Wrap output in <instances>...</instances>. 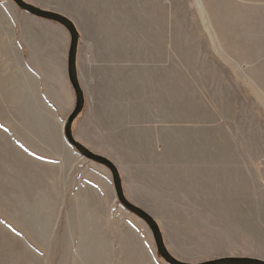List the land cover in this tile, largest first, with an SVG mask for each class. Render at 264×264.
I'll return each instance as SVG.
<instances>
[{
    "label": "rangeland",
    "instance_id": "1",
    "mask_svg": "<svg viewBox=\"0 0 264 264\" xmlns=\"http://www.w3.org/2000/svg\"><path fill=\"white\" fill-rule=\"evenodd\" d=\"M3 1L14 24L0 9V264H168L148 225L118 201L110 170L65 139L76 106L57 65L68 31ZM25 1L72 19L79 47L96 37L112 81L87 92L74 136L117 166L127 198L157 220L171 254L189 263L264 260V77L231 63L257 50L253 8ZM35 63L56 110L39 98L27 71ZM24 73L20 94L3 90L2 74L12 83Z\"/></svg>",
    "mask_w": 264,
    "mask_h": 264
},
{
    "label": "crops",
    "instance_id": "2",
    "mask_svg": "<svg viewBox=\"0 0 264 264\" xmlns=\"http://www.w3.org/2000/svg\"><path fill=\"white\" fill-rule=\"evenodd\" d=\"M238 2L242 3V10L244 8V5H247V7H252L253 11H255L256 14V22L259 25V33H258V42H257V50L255 52H248V53H242V58H240L238 61L235 60L234 58H231V63L233 64H238V65H242V72L248 77V75L246 74L247 70H250L252 68H256L259 72V75H262L264 77V0H238ZM7 3L3 0H0V9L3 11V13L5 14L6 17H8L9 19H11L10 21L14 24V19L12 18V13L7 9L6 5ZM2 15V13L0 12V16ZM69 18V17H68ZM3 20L6 21L5 17H2ZM70 19V18H69ZM72 20V19H71ZM2 24V22H0V25ZM64 33V37L67 40V45L66 42L64 41L63 43V50L61 51V56H60V61L55 62L58 66H60L61 68V72H62V76H63V84L64 87L67 90V102L68 107H73L74 106V102L76 103V95H75V91L70 83L69 80V76H68V56H69V49H70V37H68L66 31H63ZM3 35L4 32L1 33L0 30V41L2 42L3 40ZM96 37H90L89 41L84 45V47L82 48V46L79 47V52H78V59H77V68H78V77H79V82L81 85V88L84 91L85 94V100H86V104L88 102V96H90L91 94L95 93V87L97 88V91L101 90L103 88V86H105L107 84V82H111L112 80L110 79L111 75H109L108 72L104 71V68L106 67V65H103V63L100 61L101 56L98 50V44H97V40L95 39ZM112 36L110 37H106V40L111 39ZM13 41V45L15 47H17L18 49H20V51H23V55L25 57L24 54V48L25 46H23L22 42L19 40V38L17 37V35H13L12 37ZM249 45V41L248 43H246ZM22 53V52H21ZM22 55V56H23ZM24 60V59H23ZM86 64L87 66V72H83L82 70V65ZM33 68H30V66L27 68L28 73H30L37 81V86H38V94H39V98L42 100V97L44 99V104L45 106H48L53 108V109H57L58 102L56 103V101H53L50 97H46L44 94V87H43V74H45V69L42 72V65H38V64H34V66H32ZM95 69L97 72V75H94L92 70ZM262 73V74H260ZM2 84L3 86L5 85V87H3V90H6L7 92L11 91V90H15L17 91L19 94L20 92L23 90V88L21 87V85L25 84V73L24 75H17L16 76V80L13 81L12 83L9 81V79L4 80V74H2ZM7 77L9 78V75L7 74ZM31 77V76H30ZM260 86L258 85L257 90L264 92V79L262 83H259ZM12 85V86H11ZM17 86V87H14ZM115 90V88L113 89ZM117 90V88H116ZM87 92H88V96H87ZM104 96H102L101 98H103ZM107 96H105L106 98ZM91 97H89L90 99ZM85 104V106H86ZM65 123L64 122V127H65ZM65 136V135H64ZM66 139V138H65ZM67 141V140H66ZM85 145V144H83ZM86 146V145H85ZM87 147V146H86Z\"/></svg>",
    "mask_w": 264,
    "mask_h": 264
},
{
    "label": "water",
    "instance_id": "3",
    "mask_svg": "<svg viewBox=\"0 0 264 264\" xmlns=\"http://www.w3.org/2000/svg\"><path fill=\"white\" fill-rule=\"evenodd\" d=\"M14 3L26 13L47 21H52L57 24L62 25L66 28L70 35V49L68 56V76L70 83L75 91L76 95V106L74 111L69 115L66 120L64 127V135L68 144L73 147L83 158L90 160L94 163L105 166L110 170L113 177L114 189L117 195V199L124 209L134 214L141 220H143L149 227L152 232L157 252L162 259L165 260L168 264H264V260L251 257H226L219 258L203 263H189L181 261L175 258L169 249L167 248L164 237L161 231V228L157 220L149 214L146 210L132 203L126 196L124 192L122 177L117 166L108 158L98 155L87 148L85 145L76 140L73 133V125L76 119L82 114L85 110V94L81 88L79 77H78V68H77V59H78V50L80 43V33L75 25V23L60 13L45 10L38 6H35L25 0H13Z\"/></svg>",
    "mask_w": 264,
    "mask_h": 264
}]
</instances>
